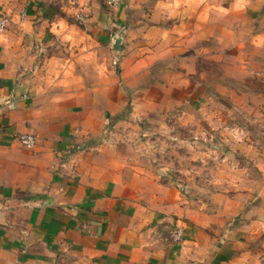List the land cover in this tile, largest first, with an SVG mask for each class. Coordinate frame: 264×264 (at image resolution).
Instances as JSON below:
<instances>
[{
    "label": "crops",
    "instance_id": "1",
    "mask_svg": "<svg viewBox=\"0 0 264 264\" xmlns=\"http://www.w3.org/2000/svg\"><path fill=\"white\" fill-rule=\"evenodd\" d=\"M104 1L0 3V264H264V0Z\"/></svg>",
    "mask_w": 264,
    "mask_h": 264
},
{
    "label": "built area",
    "instance_id": "2",
    "mask_svg": "<svg viewBox=\"0 0 264 264\" xmlns=\"http://www.w3.org/2000/svg\"><path fill=\"white\" fill-rule=\"evenodd\" d=\"M104 4L108 9L114 10V9H118L123 4V0H105ZM76 19L79 22H83L85 20V16L80 14L76 16ZM6 27H7V20L6 19L0 20V32L4 31ZM18 141L21 144V146L26 149H31L36 145V140L31 135H20L18 137ZM181 236H182L181 231L176 230L172 234V240L174 242H177L180 240Z\"/></svg>",
    "mask_w": 264,
    "mask_h": 264
},
{
    "label": "water",
    "instance_id": "3",
    "mask_svg": "<svg viewBox=\"0 0 264 264\" xmlns=\"http://www.w3.org/2000/svg\"><path fill=\"white\" fill-rule=\"evenodd\" d=\"M119 44H120V40H117V41H116V47H115L117 51L120 50V46H119Z\"/></svg>",
    "mask_w": 264,
    "mask_h": 264
},
{
    "label": "rangeland",
    "instance_id": "4",
    "mask_svg": "<svg viewBox=\"0 0 264 264\" xmlns=\"http://www.w3.org/2000/svg\"><path fill=\"white\" fill-rule=\"evenodd\" d=\"M2 1H8V0H0V3H2ZM11 1V0H10Z\"/></svg>",
    "mask_w": 264,
    "mask_h": 264
}]
</instances>
